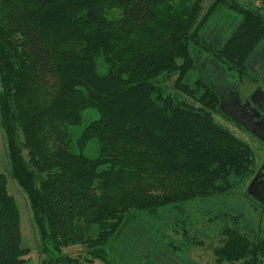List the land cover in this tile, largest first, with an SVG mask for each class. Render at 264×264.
Masks as SVG:
<instances>
[{"label": "trees", "instance_id": "trees-1", "mask_svg": "<svg viewBox=\"0 0 264 264\" xmlns=\"http://www.w3.org/2000/svg\"><path fill=\"white\" fill-rule=\"evenodd\" d=\"M202 2L0 0V127L41 264H128L120 253L135 236L157 235L145 222L181 228L186 246L221 236L213 250L219 264H264V206L249 204V219V210L198 205L241 189L250 199L257 170L250 145L217 121V91L197 76L194 58L209 56L228 81L253 77L264 1L214 0L205 9ZM224 14L235 23L215 44L206 30ZM6 185L0 173V264H24L28 250ZM194 206L207 225L190 237L189 224L181 226ZM73 243L83 255L64 253ZM166 246L181 253L172 240Z\"/></svg>", "mask_w": 264, "mask_h": 264}, {"label": "rangeland", "instance_id": "rangeland-1", "mask_svg": "<svg viewBox=\"0 0 264 264\" xmlns=\"http://www.w3.org/2000/svg\"><path fill=\"white\" fill-rule=\"evenodd\" d=\"M212 1L214 0H203L202 7L205 9ZM264 0H237V2L242 6H258ZM118 12L112 14L116 16ZM110 16V13H108ZM225 15V14H224ZM222 15L220 18H217L215 21L211 22L206 30L207 37L213 43H221L223 38V33L226 28H232L235 23V16L231 15ZM223 17V18H222ZM238 18V17H237ZM239 20V18H238ZM229 34H231L229 32ZM228 34V35H229ZM194 58L196 59V74L203 78L204 81L211 84V86L217 91L218 95H222L223 88L225 86H232L234 84H245L247 88V94L253 93L256 88L254 84V79H257V75L254 74V71L251 70V66L259 65L264 66V47L258 50L249 61V69L253 73V77H248L240 79V81L232 79V81L227 80V76L223 69L218 66L209 56H205L199 51L194 53ZM221 115L223 116L222 112ZM218 115L217 121L221 122L240 140L246 142L250 145L252 150L255 153V169L258 170L264 161V144L259 143L254 136L249 135L245 132L244 129L235 126L232 121H228ZM226 119V120H225ZM88 122L85 119L82 123L84 126ZM82 126L74 128L75 134H78ZM77 132V133H76ZM88 157H93L94 154L92 151L85 153ZM0 173L5 175L7 180V191L14 198L17 205L19 218H20V234L22 240V247L27 249L28 252L24 255V264H41L42 255L39 252V237L36 224L33 221L32 211L28 199L24 191L19 187V185L11 178L8 158H7V147L6 140L4 138V133L0 127ZM248 186V185H247ZM243 195V190H238L237 193L232 194L231 196L217 197L211 200H204L198 203L199 207H205L211 210L213 213H232V214H242L247 210L250 211V217L255 213L249 204L254 203V199L245 197ZM247 198V199H246ZM256 207V206H255ZM200 208L197 209V206L191 208V211L196 210L192 213L191 219H189L184 224H179L183 228H189L188 236H194L195 233L202 231V229L207 225V218H203V212L200 211ZM196 215V216H195ZM253 224V223H252ZM145 227L157 228V235L154 236L150 231L151 230H141L140 234L135 236L134 243H130L125 252L120 253V257L125 259V263L128 264H219L215 261L213 250L215 247L220 245L223 242L221 236H217L214 239L204 238L201 239L202 245L200 246H186L182 242V231L181 228H178V233H175L172 229H167L166 224L148 223L143 224ZM166 226V227H165ZM165 227V228H164ZM187 228V229H188ZM246 231V230H245ZM196 236V235H195ZM200 238V237H198ZM172 240L175 242L181 253L174 254L166 246V241ZM185 245V246H184ZM65 254H68L72 257H78L84 254L83 248L78 243H73L63 249ZM146 261V262H145ZM94 264H103L99 261H94ZM224 264V263H222ZM226 264V263H225ZM239 264V263H236Z\"/></svg>", "mask_w": 264, "mask_h": 264}, {"label": "flooded vegetation", "instance_id": "flooded-vegetation-1", "mask_svg": "<svg viewBox=\"0 0 264 264\" xmlns=\"http://www.w3.org/2000/svg\"><path fill=\"white\" fill-rule=\"evenodd\" d=\"M251 70L257 75V79H254L256 85L255 91L264 92V66H251ZM250 70V71H251ZM223 94L218 95L219 103L223 101V107L225 110L232 112L243 122L248 123L252 130L261 131L262 137H264V111L258 108L257 105L251 101V95L247 94V88L245 84H234L232 86H225L223 88ZM253 116V119L250 118ZM227 119H229L227 117ZM228 121H231L230 119ZM233 123V122H232ZM235 126L242 128L251 136H254L259 143L264 144L257 139L256 134H252L246 131L245 127L239 123H233ZM258 124V125H257ZM264 162V161H263ZM257 172V171H256ZM264 187V185H262Z\"/></svg>", "mask_w": 264, "mask_h": 264}, {"label": "water", "instance_id": "water-1", "mask_svg": "<svg viewBox=\"0 0 264 264\" xmlns=\"http://www.w3.org/2000/svg\"><path fill=\"white\" fill-rule=\"evenodd\" d=\"M251 101L253 104L257 105L259 109L264 111V92L255 91L251 95ZM218 109L222 112L224 116L228 117L233 123H239L243 125L247 132L256 134L257 139L261 142H264V137H262L261 131L252 130L250 128V125H247L248 123L243 122L232 112L225 110L223 107V101L219 103ZM250 119L252 120L253 116ZM262 185H264V162L261 165V167L257 170V172L254 174L246 189V193L248 196H250L252 199H254L262 206H264V187Z\"/></svg>", "mask_w": 264, "mask_h": 264}]
</instances>
